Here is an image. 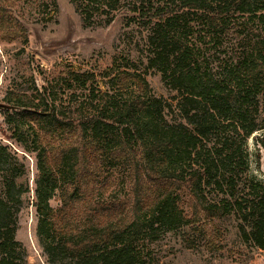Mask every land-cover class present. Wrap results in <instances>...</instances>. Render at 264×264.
<instances>
[{"label": "trees", "instance_id": "1", "mask_svg": "<svg viewBox=\"0 0 264 264\" xmlns=\"http://www.w3.org/2000/svg\"><path fill=\"white\" fill-rule=\"evenodd\" d=\"M69 1L86 27L110 25L122 4ZM128 9L146 31V70L160 75L169 100L138 72L116 73L103 90L95 73L69 69L65 105L42 87L5 111L15 141L36 154L46 264H145L141 242L171 234L193 250L204 224L231 218L242 244L264 256V180L250 174L246 149L264 133V0H130ZM24 132L41 143L28 145ZM254 142L264 151V134ZM117 168L131 180L122 196ZM25 177L0 145V264H28L16 240Z\"/></svg>", "mask_w": 264, "mask_h": 264}, {"label": "rangeland", "instance_id": "2", "mask_svg": "<svg viewBox=\"0 0 264 264\" xmlns=\"http://www.w3.org/2000/svg\"><path fill=\"white\" fill-rule=\"evenodd\" d=\"M129 4L130 0H122L110 25L105 26L103 18H99L86 27L69 0H0V145L17 156L26 172L30 192L18 216L16 240L25 248L28 264H46L36 236L37 216L33 206L38 175L36 154L27 152L15 141L5 122V111H12L13 105L21 100L27 101L24 97H38L42 87L52 91L57 103L65 105L61 79L69 69L95 73L103 90L116 73L138 72L148 81L154 97L169 100L173 94L164 88L160 75L146 70V31L140 24L130 22L134 14L129 11ZM230 39L229 35L224 40L225 46L233 45ZM207 47L213 53L211 44ZM111 68L115 69L111 77L104 80L99 76ZM24 134L28 145L32 141L36 145L41 143L32 133ZM262 134L254 135L246 145L249 172L260 180H264V151L254 139ZM127 173L117 168L115 195L122 196L130 189ZM184 201L185 211L190 215V204L187 199ZM58 204L55 196L50 205ZM203 228L193 237L196 245L193 250L171 234L160 236L155 242H141L147 254L145 264H264V256L238 238L234 218L215 220Z\"/></svg>", "mask_w": 264, "mask_h": 264}]
</instances>
